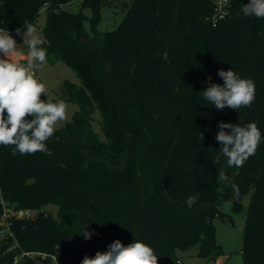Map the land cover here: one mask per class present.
Wrapping results in <instances>:
<instances>
[{
	"label": "trees",
	"instance_id": "1",
	"mask_svg": "<svg viewBox=\"0 0 264 264\" xmlns=\"http://www.w3.org/2000/svg\"><path fill=\"white\" fill-rule=\"evenodd\" d=\"M72 1L0 0V29L10 32L46 12V62H64L81 81L64 82L63 98L81 109L56 128L47 151L13 156L11 146H0V194L35 211L13 223L22 247L81 264L115 240L136 239L154 249L158 264H182L176 248L199 243L211 261L220 251L213 218L224 203L240 207L248 192L241 252L244 264H264V139L242 167L227 168L223 156L213 163L219 122H255L264 136V19L243 15L249 0H232L217 26L213 0H133L116 28L98 34L109 1L82 0L92 11L90 35L87 15L63 8ZM78 33L88 44L80 45ZM231 68L254 81L255 100L238 112L216 110L202 91L209 77L223 85L217 72ZM97 108L107 141L92 128ZM222 166L237 191L218 182ZM190 196L197 198L191 208ZM86 227L90 240L81 235ZM13 258L0 243V264Z\"/></svg>",
	"mask_w": 264,
	"mask_h": 264
},
{
	"label": "clouds",
	"instance_id": "2",
	"mask_svg": "<svg viewBox=\"0 0 264 264\" xmlns=\"http://www.w3.org/2000/svg\"><path fill=\"white\" fill-rule=\"evenodd\" d=\"M241 11L245 17L264 19V0H249ZM24 27L23 45L26 42L28 48V59L24 63L11 59L20 54L21 47L7 29H0V146H11L13 156L17 153L31 155L47 151L46 141L54 135L56 125L68 120L65 102L41 100V94L46 95L47 89L35 77L33 69L46 63L47 52L37 29L27 21ZM217 75L224 81L223 85L212 83L209 77V86L202 91L204 99L216 110L231 108L238 112L241 108L252 106L255 83L251 78L240 77L232 68L227 71L220 69ZM217 127L219 132L215 139L220 144V155L213 163L220 164L223 156L227 168L242 167L249 157L255 155L264 139L255 122L242 125L221 121ZM229 129L230 132L226 131ZM200 139L203 140L202 135ZM217 180L230 184L234 192L238 190L224 166L218 169ZM196 199L190 196L186 201L187 206L191 208ZM93 234L86 227L81 235L85 240H90ZM81 264H158V256L143 241L134 239L124 246L120 240H115L107 251H97L92 258L85 256Z\"/></svg>",
	"mask_w": 264,
	"mask_h": 264
},
{
	"label": "rangeland",
	"instance_id": "3",
	"mask_svg": "<svg viewBox=\"0 0 264 264\" xmlns=\"http://www.w3.org/2000/svg\"><path fill=\"white\" fill-rule=\"evenodd\" d=\"M108 4L101 8V18L97 26L98 34L116 28L124 16L126 15L133 0H108ZM72 12L83 11L88 19L84 22L85 30L91 35L92 28L90 17L92 11L89 7H82V0H73L63 6ZM46 23V12H42L35 25H33L41 39L44 41L42 32ZM26 31V30H25ZM10 32V35L15 39L18 46L21 47L20 53L24 55L27 61V43L23 45L25 32ZM27 40V38H26ZM35 77L45 84L46 95L53 102L63 101L67 105L68 120L71 121L73 116L81 109L80 105L73 101H68L63 98L64 82L69 80L77 85L81 84L80 78L76 72L64 62L49 63L37 65L34 67ZM44 95V94H41ZM65 122H59L56 128L61 127ZM92 128L99 135L102 141H107V136L101 125V112L97 108L93 113ZM241 206L237 207L234 202H227L221 205V214L213 218L215 226L216 243L220 246V251L214 260L208 261L207 257L200 254L199 243H194L188 247H177L176 252L180 257L182 264H244L243 255L241 252L243 244V236L246 226V211L251 202V196L248 192L241 195Z\"/></svg>",
	"mask_w": 264,
	"mask_h": 264
},
{
	"label": "built area",
	"instance_id": "4",
	"mask_svg": "<svg viewBox=\"0 0 264 264\" xmlns=\"http://www.w3.org/2000/svg\"><path fill=\"white\" fill-rule=\"evenodd\" d=\"M231 1L232 0H213L214 11L210 17L213 26L219 25L229 15ZM0 203L2 205V212L0 214V243H8V252L14 253L13 262L11 264H19L22 260H28L31 264H59V259L55 254L24 249L15 235L13 230L14 221L16 219L33 218L35 211L25 208H16L6 202L1 194Z\"/></svg>",
	"mask_w": 264,
	"mask_h": 264
},
{
	"label": "water",
	"instance_id": "5",
	"mask_svg": "<svg viewBox=\"0 0 264 264\" xmlns=\"http://www.w3.org/2000/svg\"><path fill=\"white\" fill-rule=\"evenodd\" d=\"M77 39H78L81 46H85L89 42L88 38L81 33L77 34ZM114 163H118V161L115 160Z\"/></svg>",
	"mask_w": 264,
	"mask_h": 264
},
{
	"label": "crops",
	"instance_id": "6",
	"mask_svg": "<svg viewBox=\"0 0 264 264\" xmlns=\"http://www.w3.org/2000/svg\"><path fill=\"white\" fill-rule=\"evenodd\" d=\"M0 57H2V54H0ZM11 59L13 61L20 62V63H24V61H25L24 55L21 53L19 55L13 56Z\"/></svg>",
	"mask_w": 264,
	"mask_h": 264
}]
</instances>
